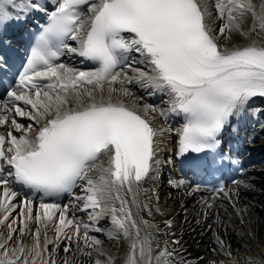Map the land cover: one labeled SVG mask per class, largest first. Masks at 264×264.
Returning a JSON list of instances; mask_svg holds the SVG:
<instances>
[{
  "label": "bare ground",
  "instance_id": "obj_1",
  "mask_svg": "<svg viewBox=\"0 0 264 264\" xmlns=\"http://www.w3.org/2000/svg\"><path fill=\"white\" fill-rule=\"evenodd\" d=\"M245 1L249 3L248 12H254L264 22V0ZM253 2H257L254 9ZM238 11L231 12L236 16ZM247 19H215L207 13L204 24L222 47L221 50L228 46L232 49V45L244 42L264 50V41L260 38L249 35V38L240 40L247 29L254 31L250 19ZM225 26V35L231 38L228 42L229 37L226 39L223 33ZM144 70L146 66L133 72L140 77L144 75ZM72 71L62 68L55 72L57 76L67 78L73 74ZM134 73L128 72L122 80H113L112 84L75 89L74 97L63 91L54 94L40 91L32 98L23 99V103L14 104V107H27L26 113L18 111L14 114L9 109L6 122L2 124L0 121V133H10L25 152L35 142L34 132L49 121L88 103H121L142 113L152 125H157L161 123V115L158 117L157 111L145 105L146 93H140V89L146 88L147 81L133 85L129 90L120 86V82L136 79ZM257 108L263 109L264 106ZM25 116H29L31 122L15 128V124ZM0 118H6V115ZM163 131L153 150L157 159L149 162L140 174L131 165H124L121 173L117 174L116 179L121 182L119 188L124 189L122 194L117 189L118 184L111 183L109 176L112 170H109L108 177L102 174L95 176L92 182L83 183L75 194L81 199L78 203L70 201L52 205L31 202L7 184H1L0 264H7L10 258L17 260L16 264H31V261H34L33 264H110L112 258L117 264H124L125 255L140 251L143 252L138 264H264V213L248 205L246 215H243L246 231L239 224L235 225L232 219L226 220V205H219L193 191L182 198L179 193L166 190L174 185L163 181L168 175L161 168V154L170 148V133L165 129ZM107 163L111 164L109 157ZM256 190L257 194L249 193L244 197L255 200L264 208V179L256 185ZM90 192L95 194L87 197ZM259 192L262 195L259 196ZM117 194L118 201L115 199ZM242 199L241 196V202L247 204ZM183 204L185 206L182 207ZM84 208H91V230L109 240L108 246L101 243L98 237L88 236L87 231L80 232L76 222L82 217L77 212ZM227 211L231 213L229 208ZM73 215L76 217L73 218ZM208 224L212 226L208 228ZM247 232L252 234V238L246 236ZM69 251L72 253L67 254Z\"/></svg>",
  "mask_w": 264,
  "mask_h": 264
},
{
  "label": "rangeland",
  "instance_id": "obj_2",
  "mask_svg": "<svg viewBox=\"0 0 264 264\" xmlns=\"http://www.w3.org/2000/svg\"><path fill=\"white\" fill-rule=\"evenodd\" d=\"M224 37H226V39H227V37H229L230 38V36H227V35H224ZM166 183H170L168 180H166ZM167 191H169L168 189H166ZM170 193H173V192H171L170 191ZM84 215H82V217H83ZM87 224H89L88 222H87V219H84V220H82V222L79 224L80 225V232H82L84 229H86L87 227L86 226H88ZM210 227V224L208 225V228ZM92 235H97V234H92ZM97 237H98V240L100 241V242H102V243H106V244H108V241L104 238V237H102V236H100V235H97ZM72 253V251H69V252H67V254H71ZM243 255H245L244 253H243Z\"/></svg>",
  "mask_w": 264,
  "mask_h": 264
}]
</instances>
